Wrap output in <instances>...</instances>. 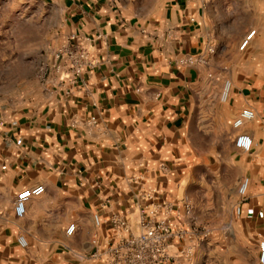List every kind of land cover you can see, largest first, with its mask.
<instances>
[{"label": "crops", "instance_id": "crops-1", "mask_svg": "<svg viewBox=\"0 0 264 264\" xmlns=\"http://www.w3.org/2000/svg\"><path fill=\"white\" fill-rule=\"evenodd\" d=\"M50 1L64 21L62 45L87 49L91 64L75 77L66 60L52 55L31 102L0 105V264H96L102 260L92 253L117 240L112 219L125 216L139 233L140 212L157 200L173 202L172 213H180L175 228L181 237L171 247L176 264H260L264 77L215 74L232 80L229 100L220 103L209 78L220 55L206 49L239 43V29L240 37L256 30L251 47L264 45V0ZM246 5L259 14L248 27ZM203 54L206 65L178 62ZM247 107L255 116L235 128ZM241 131L253 139L249 152L235 144ZM223 137L233 149L222 152L237 173L223 182L218 201L208 192L199 203L193 173L201 164L213 167L214 143ZM246 176L250 186L241 200L237 188ZM39 184L44 193L27 199L24 216L17 217V194ZM185 198L191 216L181 205ZM216 218L221 226L210 222ZM71 223L76 228L68 235Z\"/></svg>", "mask_w": 264, "mask_h": 264}, {"label": "rangeland", "instance_id": "rangeland-1", "mask_svg": "<svg viewBox=\"0 0 264 264\" xmlns=\"http://www.w3.org/2000/svg\"><path fill=\"white\" fill-rule=\"evenodd\" d=\"M248 4H253V0ZM250 9L247 6L244 12L247 27L254 22L255 16L259 20V14L250 13ZM63 22L61 12L50 0H0V105L10 108L19 103L26 104L31 102L36 91L42 89L50 72V56H55L64 41ZM241 32L239 29L235 34L239 43L215 47L220 58L209 78L214 88L219 87L216 99L220 103H225L220 95L228 79L218 77L220 73L235 74L240 80L258 81L264 77L258 75L264 68V45L255 48L250 44L246 49H240L247 35L240 37ZM207 71L209 74V69ZM215 120L216 125L221 126V117L215 116ZM225 149H233L229 140L223 137L215 141L214 150L218 153L214 155L213 167L201 164L193 173V199L199 203L205 204L208 196L218 201L223 182L235 178L237 168L230 166L222 152ZM8 190L3 189L1 203L5 202ZM210 222L213 226H221L222 220L216 218Z\"/></svg>", "mask_w": 264, "mask_h": 264}, {"label": "built area", "instance_id": "built-area-1", "mask_svg": "<svg viewBox=\"0 0 264 264\" xmlns=\"http://www.w3.org/2000/svg\"><path fill=\"white\" fill-rule=\"evenodd\" d=\"M256 30L253 29L244 37L240 49H245L251 43L252 37ZM207 53L215 52L212 46L207 47ZM58 60H66L75 77L80 76L85 68L91 64L90 55L87 49L78 46L73 42L64 43L55 53ZM209 61L207 55L183 56L178 62L181 65L195 66L198 63L206 65ZM232 82L225 81L220 99L224 102L230 98ZM255 116L251 108H244L234 120V127L241 128L247 120ZM91 121L95 122L96 118L92 117ZM236 146L244 152L251 151L253 147L252 137L241 131L235 141ZM250 186V177H244L237 188V194L241 198L247 195ZM45 191L43 184L23 188L16 196L14 201L15 214L17 217H23L26 212V201L30 197L39 196ZM184 212L191 216L192 204L187 198L181 202ZM176 205L173 202L159 201L147 205L145 211L139 214L140 232L134 233L131 225L125 216H116L112 219L117 226L118 232L116 242L111 243L105 251H95L92 257L101 259L96 264H176V256L171 251L173 241L181 237V231L175 228L180 213L173 214L172 211ZM177 208V207H176ZM237 213L241 212V205L236 208ZM96 221L99 219L96 217ZM76 224L71 223L66 233L72 235L75 232ZM20 245L27 246V240L24 236L18 239ZM184 255L191 256L193 252L183 251ZM259 263L264 264V240L259 243Z\"/></svg>", "mask_w": 264, "mask_h": 264}]
</instances>
